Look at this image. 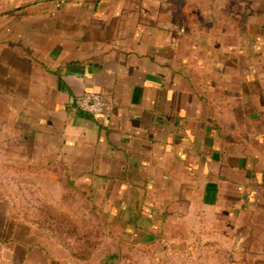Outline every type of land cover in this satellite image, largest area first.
<instances>
[{
    "label": "crops",
    "instance_id": "obj_1",
    "mask_svg": "<svg viewBox=\"0 0 264 264\" xmlns=\"http://www.w3.org/2000/svg\"><path fill=\"white\" fill-rule=\"evenodd\" d=\"M84 92L101 96L102 115L69 108ZM3 166L29 168L34 184L63 172L128 233L211 215L253 232L264 0H0ZM12 212L0 189V264H49Z\"/></svg>",
    "mask_w": 264,
    "mask_h": 264
},
{
    "label": "rangeland",
    "instance_id": "obj_2",
    "mask_svg": "<svg viewBox=\"0 0 264 264\" xmlns=\"http://www.w3.org/2000/svg\"><path fill=\"white\" fill-rule=\"evenodd\" d=\"M54 174L34 184L29 168L0 170L16 235L27 233L29 251L42 247L49 264H264V218L251 233L234 232L232 219L213 215L193 224L168 218L162 232L128 233L88 187Z\"/></svg>",
    "mask_w": 264,
    "mask_h": 264
},
{
    "label": "built area",
    "instance_id": "obj_3",
    "mask_svg": "<svg viewBox=\"0 0 264 264\" xmlns=\"http://www.w3.org/2000/svg\"><path fill=\"white\" fill-rule=\"evenodd\" d=\"M68 106L73 111H78L91 116L102 115L106 108V104L101 96L93 92H84L79 96L69 98Z\"/></svg>",
    "mask_w": 264,
    "mask_h": 264
}]
</instances>
